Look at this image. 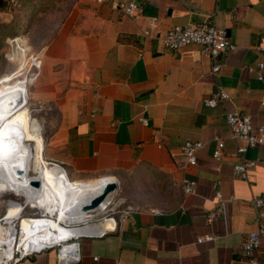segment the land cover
Here are the masks:
<instances>
[{"label": "crops", "instance_id": "0c3cea01", "mask_svg": "<svg viewBox=\"0 0 264 264\" xmlns=\"http://www.w3.org/2000/svg\"><path fill=\"white\" fill-rule=\"evenodd\" d=\"M116 1L64 2L31 87L44 107L45 162L74 182L114 178L126 203L108 215L113 227L87 220L100 221L101 233L78 236V258L66 264H249L240 244L264 223V207L251 202L264 193V145L242 154L254 161L246 178L233 176L238 157L224 116L247 115L251 132L263 123L264 59L256 47L264 46V1L133 0L142 5L135 18L120 14ZM201 23L235 45L218 57L215 74L199 45L170 50L160 41L174 25ZM219 88L228 99L206 106ZM216 138L224 145L219 161L211 157ZM186 139L203 146L196 164L181 169ZM182 176L195 183L190 193L175 185ZM216 191L223 215L206 222ZM55 253L47 248L14 264H57ZM255 255L264 260V237Z\"/></svg>", "mask_w": 264, "mask_h": 264}, {"label": "bare ground", "instance_id": "6f19581e", "mask_svg": "<svg viewBox=\"0 0 264 264\" xmlns=\"http://www.w3.org/2000/svg\"><path fill=\"white\" fill-rule=\"evenodd\" d=\"M26 97L24 81H12L7 76L0 78V193L12 191L26 197L23 204L13 200L6 203L4 223L0 222V245L5 243L6 248H0V257L9 256L14 251L12 242L16 234L18 247L22 252L44 245H57L66 235L99 231L97 223L88 224L87 221L80 222L84 223L82 226H73L70 229H63L57 223L62 220L77 223L88 219L93 211L104 210L112 200L113 191L104 194L93 210L82 212L79 207L100 190L104 183H116L112 177L72 182L56 166H45L41 157L42 141L32 135L27 127L15 126L8 121L23 107ZM30 141H33L32 146ZM29 170L35 175L30 176ZM30 178L37 179V188L29 186ZM27 204L46 210L48 215L21 216L17 227L13 217L16 213H21L23 206ZM52 214L58 217L54 218ZM70 248L72 246L66 247L65 251L71 250Z\"/></svg>", "mask_w": 264, "mask_h": 264}, {"label": "built area", "instance_id": "2783aa9c", "mask_svg": "<svg viewBox=\"0 0 264 264\" xmlns=\"http://www.w3.org/2000/svg\"><path fill=\"white\" fill-rule=\"evenodd\" d=\"M12 1V0H10ZM99 1V0H96ZM264 1V0H263ZM115 9L122 15L128 16L130 18H135L142 13V5L136 3L133 0H117ZM152 26V21L150 22ZM161 44L164 48L170 50H177L189 44H196L200 46L201 53L207 56L211 61L210 72L212 74L217 73L220 64L217 62L218 57L225 53L233 50L235 48L234 43H232L227 33L224 30L216 29L209 23H201L195 25H174L168 28L160 36ZM257 53L264 59V46L256 47ZM263 62H257V67L262 68ZM228 99V95L222 89H216L214 93L203 100V103L208 107H214L218 102ZM225 122L229 128V139L234 142L233 154L238 157V161L232 165V175L241 179L246 178L247 171L254 166V161L251 159H245L242 154L248 148H253L255 146L264 145V114L262 115L263 123L256 127L254 132L250 130L249 118L247 115L232 111L225 113ZM137 121L140 123H145L146 119L143 116L137 117ZM203 143L195 139H186L178 149V161L179 167L181 169H186L192 167L196 164L197 153L202 148ZM223 141L220 138L214 139V147L211 151V157L219 161L222 157ZM48 164V162H45ZM53 164H51L52 166ZM194 181L182 176L178 182L175 183L181 191L185 194L190 193L194 187ZM217 204L211 210L205 214L206 222H210L214 218L223 215V208L220 200V193L216 191L214 193ZM8 201V200H7ZM6 201V203H7ZM252 205L255 209H260L264 207V193L261 196L252 199ZM128 209H124L123 214H126ZM153 212H158L154 209ZM6 215V204L4 213L0 216V222L4 223V217ZM46 215L42 214L40 216H25V217H44ZM21 217V213H16L14 216V224L18 227V222ZM110 220L114 226V220L111 216L103 217L100 221ZM98 221L97 223H99ZM63 229H70L73 226L64 224L62 221L57 223ZM111 227V228H112ZM100 234V231L95 232ZM94 233V234H95ZM90 234V233H86ZM6 236V235H4ZM264 237V223L258 224V226L250 231H248L240 244V252L244 256L249 264H264V260H258L256 258V251L259 245V240ZM77 235L71 236L66 235L57 245H44L41 248L22 251L18 247V234L15 235L14 241V251L9 256H1L0 264H14L19 261L22 257L30 255L32 253L44 250L47 248L55 247L56 253L55 257L57 264H66L68 262L76 261L78 258V243L75 240ZM72 246L71 250L65 251L66 247ZM1 250L6 248L5 243L0 245Z\"/></svg>", "mask_w": 264, "mask_h": 264}, {"label": "rangeland", "instance_id": "374dc122", "mask_svg": "<svg viewBox=\"0 0 264 264\" xmlns=\"http://www.w3.org/2000/svg\"><path fill=\"white\" fill-rule=\"evenodd\" d=\"M69 1L70 0H12L10 1L11 6H9L8 9L0 11V21H14V28L4 36L0 47V78L7 76L12 81L22 80L27 88L25 104L19 111L14 113L8 121L15 126L27 127L32 135L42 141V147L45 132V123L43 121L44 107L33 102L31 98V87L39 66L38 58L40 61L41 53L48 43V38L54 32L55 27L64 14V2ZM15 36L19 37L11 40L9 45L7 40ZM25 141L28 142L27 139ZM29 143L31 146L33 145V141ZM41 157L45 163L42 151ZM45 166L50 167L51 164L48 163ZM28 174L30 176L35 175L32 170H29ZM68 178L70 181L75 180L71 177ZM119 199L120 195L114 190L112 200L106 208L102 211L91 212L90 214L92 215L88 219L96 221L104 216H108L111 212L122 210L126 203L120 202ZM7 200H13L23 204L26 201V197L12 191L1 192L0 216L4 213ZM43 211L42 208L31 207L27 204L23 206L21 216H40L44 214ZM53 214L51 215L52 217H58ZM88 219H84L77 223H82ZM62 222L72 226H75V224L79 225L67 220H62Z\"/></svg>", "mask_w": 264, "mask_h": 264}, {"label": "water", "instance_id": "95a60500", "mask_svg": "<svg viewBox=\"0 0 264 264\" xmlns=\"http://www.w3.org/2000/svg\"><path fill=\"white\" fill-rule=\"evenodd\" d=\"M53 165L56 166L57 169L60 172L64 173V171H63V169L61 167H59L58 165H55V164H53ZM28 184L32 188H37L38 185H39L37 179H32V178H30L28 180ZM115 188H116V183H114V182H106V183H104L102 185V187L100 188V190H98L94 195H92L88 199V201L86 203H83L79 207V210L82 211V212L87 211V210H93L100 203V201H101L102 197L104 196V194L109 193L111 191H114ZM43 213H44V215H48L47 214L48 212L46 210H44ZM77 224H79V225H75V226H82L84 223L83 224L77 223ZM88 224H90V223H88ZM94 233L95 232L90 233V234H94ZM85 234L86 233H78L77 237L80 236V235H85Z\"/></svg>", "mask_w": 264, "mask_h": 264}, {"label": "trees", "instance_id": "16d2710c", "mask_svg": "<svg viewBox=\"0 0 264 264\" xmlns=\"http://www.w3.org/2000/svg\"><path fill=\"white\" fill-rule=\"evenodd\" d=\"M11 6L10 0H0V11H4ZM16 26V25H15ZM14 28V21L9 20L7 22L0 21V47L2 45V41L4 39V36L8 34L9 31H11ZM19 36H15L12 38H9L7 40V43L10 45L11 40H14L18 38Z\"/></svg>", "mask_w": 264, "mask_h": 264}, {"label": "flooded vegetation", "instance_id": "af4514ba", "mask_svg": "<svg viewBox=\"0 0 264 264\" xmlns=\"http://www.w3.org/2000/svg\"><path fill=\"white\" fill-rule=\"evenodd\" d=\"M90 223H93V222H90Z\"/></svg>", "mask_w": 264, "mask_h": 264}]
</instances>
